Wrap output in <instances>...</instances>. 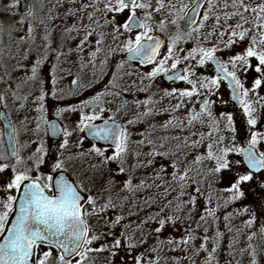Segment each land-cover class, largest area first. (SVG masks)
Masks as SVG:
<instances>
[{"label":"snow or ice","instance_id":"obj_1","mask_svg":"<svg viewBox=\"0 0 264 264\" xmlns=\"http://www.w3.org/2000/svg\"><path fill=\"white\" fill-rule=\"evenodd\" d=\"M0 86V264H221L228 208L264 237V0H0Z\"/></svg>","mask_w":264,"mask_h":264},{"label":"rangeland","instance_id":"obj_2","mask_svg":"<svg viewBox=\"0 0 264 264\" xmlns=\"http://www.w3.org/2000/svg\"><path fill=\"white\" fill-rule=\"evenodd\" d=\"M52 2L54 3L55 0H52ZM86 2V0H85ZM185 2H189V0H185ZM231 2V0H229V3ZM45 3H48V0H45ZM50 6V5H49ZM228 11H231V9H228ZM170 32L174 31V29L170 28L169 29ZM157 35H160L164 38L165 43L167 42V37L161 33H156ZM4 42L7 44L8 43V37L4 36L3 37ZM37 43L39 44L40 41L37 40ZM180 47H191L192 44L189 43L188 45H184L183 43H181L179 45ZM162 51H166V47L162 50ZM119 59V57H117ZM134 66V65H133ZM183 65H181L182 67ZM136 67V66H134ZM115 69L113 68V71ZM202 74L205 75H214L213 70L209 67L207 70H200ZM73 72H76V68L73 67ZM82 77L84 79V81H87L91 78V72L88 71L84 74H82ZM110 78V77H107ZM72 79V77H69L68 80H66L64 82V85L67 86L70 84V80ZM127 79V78H126ZM132 79H135V77H133ZM147 83V81L145 82ZM157 84L159 85V87L161 88H172V87H178V88H184V87H188L187 85L183 84V83H177L173 86H164L163 83L161 82V78L157 79ZM2 87V86H0ZM103 88V84L97 85L92 92L94 93L95 91L101 90ZM222 91L227 92L225 89L224 84L222 85ZM92 93H87L86 95H90ZM264 94V93H262ZM129 99H131V97H128ZM140 98H144V94H141ZM76 102V101H75ZM121 100L120 99H116L113 103V105H111L113 108H115L116 106H118L120 104ZM9 103L11 104V101H9ZM163 104L166 106L168 104V101L165 100L163 101ZM77 117H75V115H69L68 118L64 121L65 123L69 124V126H71L72 123H74V121L76 120ZM167 117H161L159 119L163 120L166 119ZM13 119H15V117L13 116ZM30 135V134H29ZM22 141H25L28 139L27 136H22L21 137ZM25 155H27V150L24 153ZM235 207V206H234ZM234 210V208H228V209H222L219 216V220L216 222V226L219 227V229L225 233V239L223 241V245H222V249L220 251L219 254V258L221 261V264H224L225 259L227 258L225 253L228 251V238L230 236H235L236 237V243L234 246V252H235V261L234 264H236V262H240V264H247V258L245 256H241L240 254V249L245 248L247 246V244L249 243V241L247 240V236L249 234V232H256V236L254 237V239L251 241V243L257 245V246H264V237H261L260 233H259V228H260V222L258 221L254 227L252 229H247L244 227L243 221L248 219V217L246 215H241V216H234L231 221H230V225L233 228V232L232 233H228L227 230L225 229L224 225H225V221L223 219V215L226 212H232ZM239 229L240 231L237 233L235 230ZM211 235V233H210ZM200 243L199 240L196 241V245L198 246ZM188 256H191L192 253L189 252L187 253ZM203 260V254H201V256H198L195 258V264H201V261ZM185 264H189L188 261H185Z\"/></svg>","mask_w":264,"mask_h":264},{"label":"water","instance_id":"obj_3","mask_svg":"<svg viewBox=\"0 0 264 264\" xmlns=\"http://www.w3.org/2000/svg\"><path fill=\"white\" fill-rule=\"evenodd\" d=\"M163 80V79H162ZM164 81V80H163ZM166 82V81H165ZM226 85V84H225ZM226 88H227V86H226ZM0 123H1V128H2V131H3V122L2 121H0ZM3 139H4V142H5V144L7 143V135L5 134L4 136H3Z\"/></svg>","mask_w":264,"mask_h":264},{"label":"flooded vegetation","instance_id":"obj_4","mask_svg":"<svg viewBox=\"0 0 264 264\" xmlns=\"http://www.w3.org/2000/svg\"><path fill=\"white\" fill-rule=\"evenodd\" d=\"M73 103H75V101H72ZM65 123V122H64Z\"/></svg>","mask_w":264,"mask_h":264}]
</instances>
